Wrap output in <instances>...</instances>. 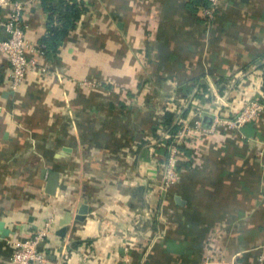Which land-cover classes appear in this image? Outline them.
Instances as JSON below:
<instances>
[{
    "label": "crops",
    "instance_id": "0c3cea01",
    "mask_svg": "<svg viewBox=\"0 0 264 264\" xmlns=\"http://www.w3.org/2000/svg\"><path fill=\"white\" fill-rule=\"evenodd\" d=\"M21 1L38 47L61 0ZM67 1L81 6L76 24L58 51L31 54L17 87L0 54V264L48 220L51 263L255 264L264 113L184 148L169 193L164 135L210 123L217 94L231 115L264 95V0H220L213 18L207 0Z\"/></svg>",
    "mask_w": 264,
    "mask_h": 264
},
{
    "label": "built area",
    "instance_id": "2783aa9c",
    "mask_svg": "<svg viewBox=\"0 0 264 264\" xmlns=\"http://www.w3.org/2000/svg\"><path fill=\"white\" fill-rule=\"evenodd\" d=\"M205 5L209 18H213L220 0H207ZM24 2L21 0H0V8L9 7V14L2 22L7 36L0 34V54L4 55L11 65V79L14 87H17L30 69L35 60L31 57L34 52L47 54L46 45L40 43L37 46L30 43L26 37V26L23 19ZM56 23H58L56 21ZM229 106V92L217 94L216 106L210 123L205 124L202 120L178 121L180 128L176 132H166L164 137L168 140V156L165 164L163 189L169 193L171 188L181 179L182 168L181 155L184 148L193 152L198 151L199 145L204 141L206 135L217 136L221 127L226 129H237L256 121L264 113V95L261 98L245 100L231 115L224 111ZM36 232L30 231L27 236L20 240L19 248L14 264H58L51 263L48 258L51 235L53 234L52 221L48 220ZM255 264H264V251H262Z\"/></svg>",
    "mask_w": 264,
    "mask_h": 264
},
{
    "label": "trees",
    "instance_id": "16d2710c",
    "mask_svg": "<svg viewBox=\"0 0 264 264\" xmlns=\"http://www.w3.org/2000/svg\"><path fill=\"white\" fill-rule=\"evenodd\" d=\"M48 1V0H47ZM62 8L49 6L51 14L48 34L42 43L46 45V52L58 51L59 43L65 38L69 31L74 27L81 13V6L74 1L61 0ZM56 21L58 23H56ZM180 128L177 124L173 126L171 132H176Z\"/></svg>",
    "mask_w": 264,
    "mask_h": 264
},
{
    "label": "water",
    "instance_id": "95a60500",
    "mask_svg": "<svg viewBox=\"0 0 264 264\" xmlns=\"http://www.w3.org/2000/svg\"><path fill=\"white\" fill-rule=\"evenodd\" d=\"M57 179H58V175H56V174H53V175H51V177H50V182H49V192H52V188H54V186L56 185V182H57ZM3 233H4V235H7L8 233L5 231H2ZM3 235V236H4Z\"/></svg>",
    "mask_w": 264,
    "mask_h": 264
},
{
    "label": "rangeland",
    "instance_id": "374dc122",
    "mask_svg": "<svg viewBox=\"0 0 264 264\" xmlns=\"http://www.w3.org/2000/svg\"><path fill=\"white\" fill-rule=\"evenodd\" d=\"M38 229H39V228H38ZM30 231H34V232H36V231H37V229L29 230V232H30ZM19 242H20V241H19ZM19 242L17 243V246H18V248H17V249H15V251H14V254H13V257H12V259H11V263H10V264H14V262H15V257H16V254H17V252H18L17 250H18V249H20V248H19V247H20V246H19Z\"/></svg>",
    "mask_w": 264,
    "mask_h": 264
}]
</instances>
